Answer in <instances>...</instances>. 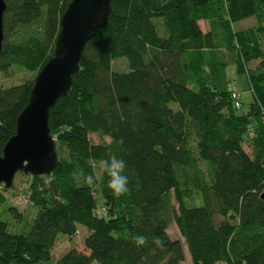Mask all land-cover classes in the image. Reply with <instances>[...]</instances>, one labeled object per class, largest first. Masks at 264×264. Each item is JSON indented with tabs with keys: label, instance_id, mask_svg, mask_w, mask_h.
I'll list each match as a JSON object with an SVG mask.
<instances>
[{
	"label": "trees",
	"instance_id": "1",
	"mask_svg": "<svg viewBox=\"0 0 264 264\" xmlns=\"http://www.w3.org/2000/svg\"><path fill=\"white\" fill-rule=\"evenodd\" d=\"M4 2L0 75L20 69L33 78L0 85V152L53 57L71 0ZM248 18L253 27L233 30ZM118 58L127 71L112 70ZM230 64L247 77L253 101L245 114L227 90ZM48 127L85 166L108 155L125 159L129 191L114 198L107 177L80 182L75 162L56 152L50 175H30L31 218L0 196V264H183V243L190 264H264V0H111ZM170 224L182 242L169 237ZM78 225L88 232L82 249L52 262L58 235L72 238ZM136 234L148 244L135 246Z\"/></svg>",
	"mask_w": 264,
	"mask_h": 264
},
{
	"label": "water",
	"instance_id": "2",
	"mask_svg": "<svg viewBox=\"0 0 264 264\" xmlns=\"http://www.w3.org/2000/svg\"><path fill=\"white\" fill-rule=\"evenodd\" d=\"M111 0H71L59 23L53 57L37 74L26 107L16 119L15 132L0 152V186L10 189L18 172L50 175L57 163L54 139L48 127L49 110L70 90L86 44L103 28ZM0 0V50L3 14Z\"/></svg>",
	"mask_w": 264,
	"mask_h": 264
},
{
	"label": "rangeland",
	"instance_id": "3",
	"mask_svg": "<svg viewBox=\"0 0 264 264\" xmlns=\"http://www.w3.org/2000/svg\"><path fill=\"white\" fill-rule=\"evenodd\" d=\"M200 28L202 31L208 30V26L206 23L200 22ZM255 25V20L253 18H248L243 20L239 23L233 25V30L238 31L246 28L253 27ZM215 46L220 50L223 49V43L221 41V34H217L215 38ZM228 60V54L225 58ZM257 64H251V68L256 67ZM128 63L125 58H118L112 61L111 68L115 72H125L127 71ZM225 81L227 90L229 92H235L239 95V100L242 103V108L239 113H247L249 105L252 103V94L248 86V81L245 73H237L236 68L234 65L230 64L227 66L225 71ZM0 75V85L4 88H8L13 85H19L24 83L25 81L31 80L33 78L32 74L25 73L20 69H14L12 71V75L10 77H1ZM173 109H177L176 104H171ZM91 140L94 143H98V139L91 135ZM55 143V137L52 135ZM108 141V140H106ZM244 150L249 153V149L244 145ZM55 149L58 155L59 160H69L75 162L77 166V178L80 182H85V177L88 175H93L94 177H99V165H88L85 166L81 163L74 161L71 158L66 150L55 143ZM87 167H89L91 173L88 172ZM33 180L28 174H23L21 172L16 173L14 176L12 186L10 189H5L3 186H0V196L4 200V204L8 207L14 209V211L18 214L23 215L26 218H31L34 214V209L28 201V195L30 190V185L32 184ZM94 194L97 200V214H101L102 205V196L99 191H97L96 186H94ZM175 206V204H174ZM37 213V211H36ZM87 229L83 226H77V233L74 237L69 238L66 235H58L57 241L54 245L52 250V262L56 261L62 254L66 253L70 249H82V242L85 236L87 235ZM168 235L172 239H179L181 242L183 239L180 237L176 227L174 224H170L168 231ZM184 248V255L185 261L183 264H190V256L186 249V246L183 243ZM92 264H97L93 262ZM222 264V263H220Z\"/></svg>",
	"mask_w": 264,
	"mask_h": 264
},
{
	"label": "clouds",
	"instance_id": "4",
	"mask_svg": "<svg viewBox=\"0 0 264 264\" xmlns=\"http://www.w3.org/2000/svg\"><path fill=\"white\" fill-rule=\"evenodd\" d=\"M117 144L122 145L123 139L116 141ZM93 165H99V177L88 175L85 177V182L88 185H93L97 178L107 177V189L111 192L114 198H119L129 191V177L126 174L127 161L116 155H108L107 158L97 161L92 158ZM132 242L137 247H143L148 244L149 238L142 234H136L132 237ZM152 243L157 247H164V240L160 237H153Z\"/></svg>",
	"mask_w": 264,
	"mask_h": 264
},
{
	"label": "built area",
	"instance_id": "5",
	"mask_svg": "<svg viewBox=\"0 0 264 264\" xmlns=\"http://www.w3.org/2000/svg\"><path fill=\"white\" fill-rule=\"evenodd\" d=\"M231 99L233 101V104L235 106L236 109H240L241 108V104H240V101H239V95L235 92H232L231 93Z\"/></svg>",
	"mask_w": 264,
	"mask_h": 264
}]
</instances>
